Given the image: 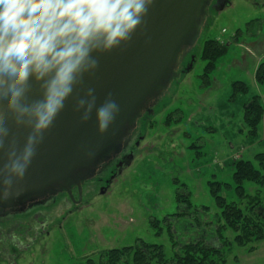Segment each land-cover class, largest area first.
<instances>
[{
	"label": "rangeland",
	"instance_id": "rangeland-1",
	"mask_svg": "<svg viewBox=\"0 0 264 264\" xmlns=\"http://www.w3.org/2000/svg\"><path fill=\"white\" fill-rule=\"evenodd\" d=\"M206 40L227 49L207 88L201 59ZM192 54L190 72L164 87L137 152L107 190L73 210L52 204L0 219V264H105L102 254L139 240L162 245L168 259L181 245L202 240L224 244V264H264V240L239 247L232 231L218 235L219 210L209 185H233L230 163L264 153L263 129L262 141L250 145L243 124L253 97L264 105V87L254 74L264 61V15L234 6L203 33ZM236 83L247 93L236 92ZM220 195L238 198L233 188L223 187ZM179 196L188 198L190 210ZM178 213L188 215L178 219Z\"/></svg>",
	"mask_w": 264,
	"mask_h": 264
},
{
	"label": "clouds",
	"instance_id": "clouds-1",
	"mask_svg": "<svg viewBox=\"0 0 264 264\" xmlns=\"http://www.w3.org/2000/svg\"><path fill=\"white\" fill-rule=\"evenodd\" d=\"M154 0H0V111L17 128L29 129L23 146L0 120V197L23 180L37 146L65 101L106 53L131 38ZM33 86L38 97L32 98ZM75 111L105 133L120 109L108 94L97 104L92 88ZM7 142V143H6Z\"/></svg>",
	"mask_w": 264,
	"mask_h": 264
},
{
	"label": "water",
	"instance_id": "water-1",
	"mask_svg": "<svg viewBox=\"0 0 264 264\" xmlns=\"http://www.w3.org/2000/svg\"><path fill=\"white\" fill-rule=\"evenodd\" d=\"M199 3L200 0H154L128 42L97 54V69L85 75L65 101L64 109L43 133L23 180L14 181L11 194L0 197L1 204H13L51 188L66 191L72 199V186L81 193L82 172L122 134L145 101L158 96L169 82L168 72L176 55L192 35ZM189 72L188 67L183 74ZM89 88L94 90L97 104L111 94L119 105L116 119L103 134L97 131L94 111L86 122L75 111L76 99ZM36 97L38 92L33 86L32 98ZM6 117L7 113L0 111V120ZM7 120L9 138H15L17 146L22 147L29 129L15 127L10 117Z\"/></svg>",
	"mask_w": 264,
	"mask_h": 264
},
{
	"label": "trees",
	"instance_id": "trees-1",
	"mask_svg": "<svg viewBox=\"0 0 264 264\" xmlns=\"http://www.w3.org/2000/svg\"><path fill=\"white\" fill-rule=\"evenodd\" d=\"M226 51V47L216 40L204 42L201 59L205 62L203 73V78L206 80L205 88L210 85V76L216 70L218 58ZM255 80L258 85L264 87V61L259 63L255 71ZM235 85L236 92L247 93L248 88L245 84L236 83ZM243 124L250 145L262 141L260 132L262 129L264 131V105L259 96L253 97L245 105ZM256 163L260 168L256 167ZM230 165L233 168V185L219 182L209 183L211 195L219 210V214L216 215L219 222L217 233L220 236L223 231L230 230L235 234L232 243L239 247H247L251 243L264 240V153L257 154L254 159L240 158ZM247 186L256 187V190L250 193ZM223 187L233 188L238 198L230 201L220 195ZM185 199L182 196L178 197L179 201L188 204L187 208L190 210L191 205L187 201L188 198L185 197ZM187 215L188 213H178L173 216L180 219ZM153 223L154 227H159L156 226L159 221L156 220ZM169 232L171 234V228ZM222 243H224L223 240ZM221 245L223 248L224 244ZM222 248L210 246L202 240L191 241L181 245L180 250L168 259L162 245L139 240L134 246L105 252L102 257L106 259L105 264H224Z\"/></svg>",
	"mask_w": 264,
	"mask_h": 264
},
{
	"label": "flooded vegetation",
	"instance_id": "flooded-vegetation-1",
	"mask_svg": "<svg viewBox=\"0 0 264 264\" xmlns=\"http://www.w3.org/2000/svg\"><path fill=\"white\" fill-rule=\"evenodd\" d=\"M234 6L243 9L245 13L264 15V0H200L192 35L185 40L183 48L179 52L180 54L176 55L178 58H176L168 72L167 78L169 82L167 85L175 79L176 74L185 72L192 65V62L195 61L192 53L196 49L198 40L203 33H206L218 18L227 10L234 8ZM164 90L162 88L158 96L147 99L142 108L129 121L122 134L102 152L93 165H90L82 172L81 193L76 186H72L74 197L72 199L66 191H61L60 188H51L42 193L24 197L13 204L5 205L0 203V219L14 214L15 210L29 213L38 206L52 204L57 205L60 209L73 210L84 204L88 197L90 199L102 194L109 188L111 180L117 175V171L121 167L126 166L137 152L140 139L148 130L149 119L155 114L153 106L160 101L159 96Z\"/></svg>",
	"mask_w": 264,
	"mask_h": 264
},
{
	"label": "crops",
	"instance_id": "crops-1",
	"mask_svg": "<svg viewBox=\"0 0 264 264\" xmlns=\"http://www.w3.org/2000/svg\"><path fill=\"white\" fill-rule=\"evenodd\" d=\"M256 70V69H255ZM255 74V73H254Z\"/></svg>",
	"mask_w": 264,
	"mask_h": 264
}]
</instances>
